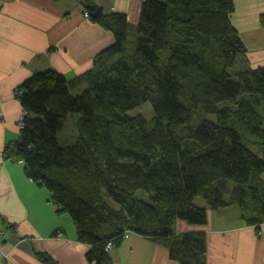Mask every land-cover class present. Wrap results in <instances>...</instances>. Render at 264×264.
Returning <instances> with one entry per match:
<instances>
[{
  "label": "trees",
  "instance_id": "1",
  "mask_svg": "<svg viewBox=\"0 0 264 264\" xmlns=\"http://www.w3.org/2000/svg\"><path fill=\"white\" fill-rule=\"evenodd\" d=\"M235 9V0H144L132 25L90 0L83 12L113 42L71 80L45 70L22 83L26 116L6 157L71 217L90 262L112 264L106 244L129 232L180 264H205L204 233H176L177 220L202 226L209 211L236 205L247 225L264 223V64H251ZM144 103L151 119L130 114ZM74 114L77 134L61 140Z\"/></svg>",
  "mask_w": 264,
  "mask_h": 264
},
{
  "label": "crops",
  "instance_id": "2",
  "mask_svg": "<svg viewBox=\"0 0 264 264\" xmlns=\"http://www.w3.org/2000/svg\"><path fill=\"white\" fill-rule=\"evenodd\" d=\"M88 1L0 0V264H46L40 252L56 264H94L71 217L58 211L44 186L25 175L22 162L5 154L18 138V121L25 113L19 100L22 83L45 70L71 80L90 69L96 54L113 42L110 31L84 14ZM92 1L107 13H125L136 25L144 0ZM235 4L232 18L248 58L253 65L264 64V0ZM174 230L204 233L205 264H264V223L247 225L234 206L209 211L202 226L177 220ZM109 254L112 264H180L163 245L135 233Z\"/></svg>",
  "mask_w": 264,
  "mask_h": 264
},
{
  "label": "rangeland",
  "instance_id": "3",
  "mask_svg": "<svg viewBox=\"0 0 264 264\" xmlns=\"http://www.w3.org/2000/svg\"><path fill=\"white\" fill-rule=\"evenodd\" d=\"M238 68L237 66H235L234 68H231L229 69V72L230 73H234L235 71H237ZM80 89V88H79ZM74 93H79L81 92V90L79 91H76V90H73ZM130 114L131 115H137V114H141L143 115L146 119H151L152 117V110H151V107L149 105V103H144L138 107H136L135 109H133L132 111H130ZM76 120H77V114H74V116H70L68 117L67 121H66V124H65V129L62 133V138H60L61 140H65L67 139L70 135H76L77 134V131H76ZM227 181V180H226ZM221 188L223 189V191H226V195H225V199H229V184H227L226 182L222 181L221 184H220ZM227 207H232V205L230 206H227ZM236 207L237 209H239L236 205L234 206ZM226 208V207H224ZM222 209V208H221Z\"/></svg>",
  "mask_w": 264,
  "mask_h": 264
},
{
  "label": "built area",
  "instance_id": "4",
  "mask_svg": "<svg viewBox=\"0 0 264 264\" xmlns=\"http://www.w3.org/2000/svg\"><path fill=\"white\" fill-rule=\"evenodd\" d=\"M84 14L86 15V13H84ZM24 116H26V113H23V115L21 116V118H20L19 121H18V127H19V128L22 127V125H23V118H24ZM20 162H21V161H20ZM129 235H130V233H129V232H126V233L124 234V239L127 238ZM113 247H114V245H113L111 242H108V243L106 244L105 249H106L107 251H110Z\"/></svg>",
  "mask_w": 264,
  "mask_h": 264
}]
</instances>
